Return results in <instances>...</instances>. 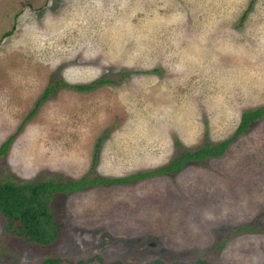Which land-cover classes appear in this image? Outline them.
Here are the masks:
<instances>
[{
    "label": "rangeland",
    "instance_id": "rangeland-1",
    "mask_svg": "<svg viewBox=\"0 0 264 264\" xmlns=\"http://www.w3.org/2000/svg\"><path fill=\"white\" fill-rule=\"evenodd\" d=\"M257 107L264 0H0V181L153 171ZM49 208L48 245L0 214V264H264V116L220 156Z\"/></svg>",
    "mask_w": 264,
    "mask_h": 264
},
{
    "label": "trees",
    "instance_id": "trees-1",
    "mask_svg": "<svg viewBox=\"0 0 264 264\" xmlns=\"http://www.w3.org/2000/svg\"><path fill=\"white\" fill-rule=\"evenodd\" d=\"M245 12L241 15L243 18ZM108 82L105 79L88 85L72 86L79 91L93 88L96 84ZM63 86H66L62 83ZM52 91V87L43 91L42 98H45ZM264 116V107H257L241 112L239 121L233 133L226 139L209 143L204 141L199 148L191 151H183L171 161L153 171L138 172L132 175L119 178H87L80 177L77 180H55L53 178L37 181L16 182L12 180L0 181V214L5 219L4 229L15 235L22 241L34 243L36 245H48L56 240L60 231L58 223L53 221L50 212L49 200L55 193H68L70 191H81L88 186L108 185V184H131L136 180L147 178L158 174H174L181 170L187 162L202 161L209 157H217L223 154L228 145L257 119ZM11 137L0 145V155H3ZM99 140V139H98ZM98 144H95V149ZM96 150H94V153ZM94 158V155H93ZM248 227H240L236 231H248ZM88 261V260H87ZM87 261H77L75 264H85ZM58 259L46 257L40 264H54ZM112 264H125L113 262ZM154 264H162L154 261ZM195 264H209L204 260L198 259Z\"/></svg>",
    "mask_w": 264,
    "mask_h": 264
}]
</instances>
